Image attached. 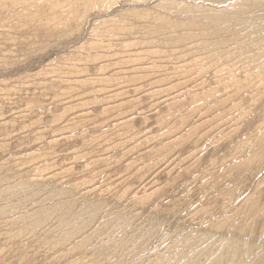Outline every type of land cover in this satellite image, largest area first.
<instances>
[{
	"label": "rangeland",
	"instance_id": "obj_1",
	"mask_svg": "<svg viewBox=\"0 0 264 264\" xmlns=\"http://www.w3.org/2000/svg\"><path fill=\"white\" fill-rule=\"evenodd\" d=\"M82 2L0 0V264H163L173 242L208 235L189 205L212 195L218 222L235 211L249 225L215 242L262 247L261 86L237 99L248 114L221 100L209 104L217 120L209 109L199 120L198 77L206 71L211 86V68L197 66L215 48V7L118 0L111 7H127L99 17L107 2ZM254 19L246 48L264 58ZM235 188L233 201L247 200L240 210L226 207ZM153 229L159 237L142 251Z\"/></svg>",
	"mask_w": 264,
	"mask_h": 264
},
{
	"label": "bare ground",
	"instance_id": "obj_2",
	"mask_svg": "<svg viewBox=\"0 0 264 264\" xmlns=\"http://www.w3.org/2000/svg\"><path fill=\"white\" fill-rule=\"evenodd\" d=\"M83 4L85 7H93L96 6L97 4H101L102 2L104 3H108L111 7L113 6V4H115L118 0H82ZM132 2H134V0H130ZM158 2L159 6H167L171 3H174L175 1L181 2L183 6L185 5H189L191 3H195L198 2L201 4H209L211 5V8H214V12L212 14H209V16H211L212 18H214V21L216 23L215 26V35H216V44H215V48L214 50L210 51L209 55H207V60L206 61H202V63H200V66L198 64V69H206V68H211V72L209 77L211 78V86L207 85V74L206 71H203L200 74L199 78V83H198V88H199V92H200V98L197 101H200V105H199V120L204 121L205 120V111L207 109L210 110V112L212 113V122L213 119L217 120L216 118V114L214 112V107L216 106H211L209 105L211 102H216L217 103L221 100L223 101L222 107L227 108V110L229 112H231L233 109H237V107L240 106V104L238 105V100L237 99H241L242 95H247L248 94H252V92L254 91V88H251V85H258L261 86V94L264 93V58H262V56L260 57L258 53H255V56H253L252 53H249V51H247L248 49L246 48V40H245V33L246 31L245 28H248L249 26V20L251 18H255L254 20L257 19L258 24V28L263 25L264 26V0H193L190 2H188V0H140V4L139 5H135V6H140V5H144L142 3H154V2ZM184 1V2H183ZM189 3V4H187ZM132 5H134L132 3ZM154 5V4H153ZM180 5V4H179ZM178 6V5H177ZM127 6H120V7H111L107 13L99 16V17H105L108 16L110 14H112L114 11L116 10H121L124 9ZM180 7V6H179ZM188 7V6H187ZM205 9V8H204ZM135 11V10H134ZM156 12V11H155ZM190 13V12H189ZM168 14V13H167ZM157 15V14H156ZM122 17V16H121ZM160 17V16H159ZM158 17V19H159ZM171 17V16H170ZM202 18V17H201ZM164 19V18H163ZM173 19V17L171 18ZM177 20V19H176ZM156 21V20H155ZM197 21V20H196ZM172 22V21H171ZM201 22V21H200ZM203 22V20H202ZM256 22V21H255ZM262 23V24H261ZM257 24V23H255ZM94 25V24H93ZM197 26V25H196ZM262 26V27H263ZM187 27V26H186ZM214 28V27H213ZM51 29V28H50ZM67 29V28H66ZM208 29V28H207ZM257 29V28H256ZM260 29V28H259ZM262 30V29H261ZM55 31V30H54ZM178 31V30H177ZM263 31V30H262ZM223 34H225V37H223ZM54 35V34H53ZM209 36V35H208ZM249 37V36H248ZM194 39V38H193ZM213 39V38H212ZM248 39V38H246ZM195 40V39H194ZM245 40V41H244ZM210 41V40H209ZM238 41V42H236ZM244 41V42H242ZM112 42V41H110ZM206 42V41H205ZM204 42V43H205ZM211 42V41H210ZM176 43V42H174ZM196 44V43H195ZM206 45V44H204ZM203 45V46H204ZM199 47V45H198ZM126 48V47H125ZM165 49V48H164ZM206 49V47H205ZM213 49V48H212ZM245 50V53L242 54L240 56V54L238 53V50ZM111 50V49H110ZM160 50V49H158ZM166 50V49H165ZM171 50V49H170ZM178 50V49H177ZM201 50V48H200ZM204 51V50H203ZM165 52V51H164ZM168 53V52H167ZM203 53V52H202ZM138 56V55H137ZM176 56V55H175ZM162 57V56H161ZM198 57V56H197ZM85 58V57H84ZM157 58V57H156ZM199 58V57H198ZM168 59V58H167ZM174 60V59H173ZM89 61V60H88ZM196 61V60H195ZM260 61H262V65L259 66ZM138 62V61H137ZM118 64V63H117ZM141 64V63H140ZM146 64V63H145ZM169 64V63H168ZM100 66V65H98ZM119 66V65H118ZM139 66V65H138ZM193 66V65H192ZM153 67V66H152ZM69 68V67H68ZM149 68V67H148ZM65 69V68H64ZM197 69V68H196ZM178 70V69H177ZM162 71V70H161ZM188 71V70H187ZM59 72V71H58ZM135 72V71H134ZM61 73V72H60ZM152 73V72H151ZM239 73H243V74H239ZM160 74V73H159ZM63 75V74H62ZM81 76V75H79ZM157 76V75H156ZM86 77V76H85ZM180 77V76H179ZM241 77L246 78L244 82L239 81V79ZM154 78V77H153ZM68 79V78H67ZM138 79V78H136ZM150 80V78H149ZM242 80V79H241ZM64 81V80H63ZM184 81V80H183ZM48 82V81H47ZM153 82V81H152ZM155 82V81H154ZM158 82V81H157ZM170 82V81H169ZM134 83V81H133ZM190 83V82H189ZM262 83V85H261ZM63 84V83H62ZM75 84V83H74ZM137 84V83H136ZM245 85L246 88H243ZM209 86V87H208ZM103 87V86H102ZM140 87V86H139ZM254 87V86H253ZM256 87V86H255ZM257 87V90L259 89ZM118 88V87H117ZM185 88V87H184ZM115 88H113L114 90ZM136 90H140L136 89ZM143 90V89H142ZM160 90V89H159ZM158 90V91H159ZM116 91V90H115ZM157 91V92H158ZM256 91V90H255ZM149 92V91H148ZM173 92V91H172ZM109 93V92H108ZM112 93V92H111ZM137 93V92H136ZM219 94L218 96H220L222 99L218 98L215 96ZM248 93V94H247ZM255 93V92H254ZM123 94V93H122ZM153 94V93H152ZM156 94V92H155ZM161 94V93H160ZM258 94V93H257ZM49 95V94H48ZM157 95V94H156ZM159 95V94H158ZM157 95V97H158ZM197 95V94H196ZM28 96V95H27ZM261 96V95H260ZM52 97V96H50ZM154 97V96H153ZM193 97V95H192ZM253 97V96H252ZM206 98H210L211 101H206ZM248 98V97H246ZM255 98V97H253ZM263 97H261L260 99H262ZM113 99V98H112ZM197 99V98H196ZM220 99V100H218ZM245 99V97H244ZM251 99V98H250ZM258 99V97H257ZM259 99V100H260ZM247 100V99H245ZM255 100V99H254ZM139 101V100H138ZM159 101V100H158ZM162 101V100H161ZM160 101V102H161ZM241 101V100H240ZM244 101V100H243ZM241 101V103L244 104V102ZM253 101V100H252ZM118 102V101H117ZM132 102V101H131ZM146 102V101H145ZM152 102V101H151ZM264 103V100L262 101ZM147 103V102H146ZM198 103V102H197ZM196 103V105H197ZM252 103V102H251ZM251 103L249 105H251ZM258 103V102H257ZM158 104V103H156ZM211 104H215V103H211ZM153 105V104H151ZM254 105V103H253ZM100 106V105H99ZM163 106V105H162ZM221 106V105H220ZM257 105H255L256 107ZM188 107V106H187ZM190 107V106H189ZM244 107V106H243ZM242 107V108H243ZM252 107V106H251ZM240 108V107H239ZM244 111L246 108H244ZM249 108V107H248ZM257 108V107H256ZM260 109V107H259ZM105 110V109H104ZM219 110V109H217ZM254 109L252 108L251 111H253ZM258 110V108H257ZM119 111V109H118ZM225 111V110H223ZM221 111V112H223ZM240 110H238L239 112ZM240 111V112H241ZM248 111V110H247ZM247 111H244L247 113ZM261 111H262V122H264V105L261 107ZM178 112V111H177ZM176 112V113H177ZM239 112V113H240ZM120 113V112H119ZM210 113V114H211ZM226 113V112H225ZM224 113V114H225ZM238 113V114H239ZM255 113H257L255 111ZM253 112V115L255 114ZM234 114V113H233ZM248 114V113H247ZM252 114V112H251ZM242 115V114H241ZM257 115V114H256ZM102 116V115H101ZM240 116V115H239ZM122 117V116H121ZM220 117V115H219ZM229 117V116H228ZM244 117V115L242 116ZM255 117H258L255 116ZM169 118V117H168ZM171 118V117H170ZM173 118V117H172ZM226 118V117H225ZM235 118V117H234ZM238 118V117H236ZM235 118V119H236ZM245 118V117H244ZM66 119V118H65ZM127 119V118H126ZM208 119V118H206ZM233 119V120H235ZM243 119V118H242ZM240 119V120H242ZM261 119V118H260ZM232 120V121H233ZM117 121V120H116ZM198 121V120H197ZM222 121H224V119H222ZM229 121V120H227ZM101 122V121H100ZM114 122V121H113ZM196 122V121H195ZM200 122V121H199ZM220 122V121H218ZM235 122V121H234ZM236 122H238L236 120ZM256 122V121H255ZM116 123V122H115ZM169 123V122H168ZM167 123V124H168ZM194 123V122H192ZM191 123V124H192ZM197 123V122H196ZM203 123V122H202ZM223 123V122H222ZM240 123V122H239ZM61 124V123H60ZM73 124V123H72ZM159 124V123H158ZM198 124V123H197ZM197 124H194L197 125ZM208 124V122H207ZM257 124V123H256ZM212 125V124H211ZM242 125V123H241ZM240 125V126H241ZM257 125H260V123H258ZM69 126V125H68ZM120 126V125H119ZM214 126H216L214 124ZM252 126V125H251ZM203 127V125H202ZM222 127V126H221ZM220 127V128H221ZM224 127V126H223ZM227 127V126H226ZM239 127V126H238ZM186 128V127H185ZM208 128V127H207ZM235 128V126H234ZM237 128V127H236ZM256 128V126H255ZM188 129V128H187ZM214 129V128H213ZM226 129V128H225ZM247 129V128H246ZM189 130V129H188ZM212 130V129H210ZM221 130V129H220ZM229 130V128H228ZM227 130V131H228ZM239 130V129H238ZM264 130V129H263ZM216 131V130H215ZM108 132V131H107ZM111 132V131H110ZM203 132V131H202ZM219 132V131H217ZM222 132V130L220 131ZM219 132V133H220ZM183 133V132H182ZM209 133V130L208 132ZM213 134V132H211ZM216 133V132H215ZM64 134V133H63ZM201 134V133H200ZM206 134V133H205ZM225 134V132H224ZM264 134V131L263 133ZM214 135V134H213ZM211 135L213 138L214 136ZM111 136V135H110ZM224 136V135H223ZM252 136V135H250ZM105 137V136H104ZM108 137V136H107ZM198 137V135H197ZM203 138L206 139L205 135L204 136H200L199 138ZM210 137V136H209ZM253 137V136H252ZM262 137V135H261ZM201 138V139H202ZM217 138V137H216ZM249 138V137H248ZM247 138V139H248ZM255 138V137H254ZM83 139V138H82ZM104 139V138H103ZM102 139V140H103ZM200 139V141H201ZM209 139V138H208ZM211 139V138H210ZM209 139V140H210ZM249 139H253V138H249ZM258 139L260 138V135L258 136ZM215 140V139H214ZM213 140V143H214ZM181 141V140H180ZM196 141V140H195ZM206 141V140H204ZM216 141V140H215ZM247 141V140H246ZM251 141V140H250ZM160 142V141H159ZM170 142V141H169ZM184 143V142H183ZM197 143V142H196ZM199 143V142H198ZM210 143V142H209ZM212 143V142H211ZM108 144V143H107ZM110 145V144H109ZM170 145V144H169ZM184 145V144H183ZM201 145V144H200ZM203 145V143H202ZM206 145H208L206 143ZM197 146V144H196ZM205 146V145H203ZM202 146V148H203ZM198 147V146H197ZM206 147V146H205ZM45 149V148H44ZM191 149V148H190ZM196 149H201V148H196ZM183 150V149H182ZM202 150V149H201ZM200 150V151H201ZM198 152V150H195ZM195 152V153H197ZM237 152V151H236ZM185 153V152H184ZM183 153V154H184ZM201 153V152H200ZM191 155V154H190ZM241 155V154H240ZM238 156V155H236ZM244 156V155H243ZM187 157V156H186ZM240 158V157H239ZM242 158V157H241ZM194 159V158H193ZM237 160V159H236ZM186 162V159H185ZM194 162V161H193ZM185 166V165H184ZM190 167V166H188ZM188 170V168H187ZM262 171V170H261ZM59 177V176H58ZM54 178V177H53ZM197 178V177H196ZM62 183V182H61ZM243 186V185H242ZM241 186V187H242ZM218 191V190H217ZM235 191H238L236 188L234 189V191H232L230 193V195L226 198V207L232 208L233 209V203H235V199L234 196L237 195V193H235ZM189 192V191H188ZM219 192V191H218ZM235 193V194H234ZM206 194V193H205ZM12 195V194H11ZM200 195V194H199ZM202 197V196H201ZM215 197V196H214ZM239 195H237L235 198L238 199ZM198 198V197H197ZM187 199V198H186ZM199 199L201 200V198L199 197ZM211 199H213V195L211 197H207V199H205V202H202L201 204H196V203H190V208L191 210L193 209L194 211V218H196L195 216H198L200 214V219H202V222L205 224L209 225V230L210 231H206L208 232V235H204L202 233H197L194 234L193 237L185 239V240H181L178 241L176 244L175 242L172 243V246H168V248L166 249V253L169 255V258H165L164 260H166L165 262H163V264H264V245L262 247H256V246H250L247 245L246 242H244L243 240H240L238 238H232L229 237V239H231V241L228 244H223L222 241H218L215 242L217 237H219V231H222L223 229L227 231L228 234V230H233V231H238V232H243V228H249L247 226H243L244 227H239V224L241 223V219L238 220L237 216L239 215V213L237 212H232L229 215L226 213V216L222 219V221L218 222L216 217L217 210L216 208H214V204L213 202H210ZM246 199V198H245ZM234 200V201H233ZM242 200V199H241ZM189 201V200H188ZM196 201V200H195ZM249 201V200H248ZM247 203V200H243L242 202H240L238 200V202H236L234 204V206L238 207V210L242 209ZM194 207V208H193ZM204 207V209L206 210V212H202L205 211L204 209H202ZM235 207V208H236ZM94 209V208H93ZM91 208L86 209L85 213L90 214L92 210ZM237 209V208H236ZM190 210V209H189ZM187 210L186 212H193V211H189ZM230 211H232L230 209ZM229 211V212H230ZM82 212V211H81ZM81 214V213H80ZM190 214V213H189ZM212 214L214 216H212ZM183 215V214H182ZM241 215V214H240ZM188 216V215H187ZM192 216V215H191ZM193 217V216H192ZM185 219V218H184ZM102 220V219H101ZM193 220V219H192ZM244 220V219H243ZM242 220V221H243ZM235 221V222H234ZM235 226H234V224ZM102 223V222H101ZM248 223V221H247ZM249 224V223H248ZM253 226V224L251 225ZM250 226V228H251ZM239 227V228H238ZM252 229V228H251ZM138 230V229H137ZM223 230V231H224ZM254 231V229H252ZM134 231V230H133ZM141 230H138L136 233V236L138 233H140ZM222 231V232H223ZM248 231V230H246ZM251 230L249 229V232ZM252 231V232H253ZM135 232V231H134ZM133 232V233H134ZM151 233H148V236H146L140 243V247L141 250L143 251L145 249V245L146 247H148V243H150V241H156L157 239H155L157 236L159 237L158 234V230L157 229H153V231H150ZM237 232V233H238ZM251 232V234H252ZM239 233V234H240ZM254 233V232H253ZM226 234V235H227ZM238 234V236H239ZM247 234V233H246ZM225 235V237H226ZM249 235V234H247ZM136 236L132 234L131 239L134 240L136 239ZM243 236V235H242ZM222 238H224V235H221ZM245 237V234H244ZM249 238V236H248ZM247 238V239H248ZM236 239V240H234ZM251 239V238H250ZM108 240V239H107ZM228 240V239H227ZM226 240V241H227ZM112 241V240H111ZM115 241V240H114ZM261 241H264L261 240ZM260 241V242H261ZM116 242V241H115ZM131 242V241H130ZM248 244L250 243L249 241H247ZM254 242V241H253ZM259 242V243H260ZM112 244V243H111ZM117 244V243H116ZM113 245V244H112ZM174 245V246H173ZM247 245V246H246ZM260 245V244H258ZM261 246V245H260ZM138 249V248H137ZM224 249V252H223ZM253 258V260L251 259ZM160 259V258H159ZM163 261V258L160 260ZM160 261H158L160 263Z\"/></svg>",
	"mask_w": 264,
	"mask_h": 264
}]
</instances>
